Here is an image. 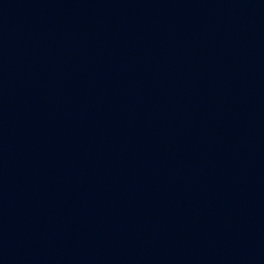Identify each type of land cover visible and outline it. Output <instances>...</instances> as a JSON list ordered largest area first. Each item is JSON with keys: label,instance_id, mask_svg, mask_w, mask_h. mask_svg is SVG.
I'll return each mask as SVG.
<instances>
[{"label": "water", "instance_id": "95a60500", "mask_svg": "<svg viewBox=\"0 0 264 264\" xmlns=\"http://www.w3.org/2000/svg\"><path fill=\"white\" fill-rule=\"evenodd\" d=\"M0 264H264V0H0Z\"/></svg>", "mask_w": 264, "mask_h": 264}]
</instances>
